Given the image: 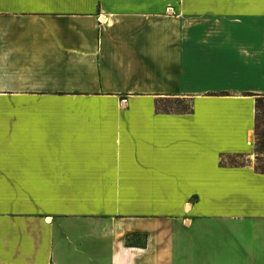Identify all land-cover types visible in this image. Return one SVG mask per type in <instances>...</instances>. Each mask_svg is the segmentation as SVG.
<instances>
[{"label": "crops", "instance_id": "0c3cea01", "mask_svg": "<svg viewBox=\"0 0 264 264\" xmlns=\"http://www.w3.org/2000/svg\"><path fill=\"white\" fill-rule=\"evenodd\" d=\"M260 95L264 0H0V264H264Z\"/></svg>", "mask_w": 264, "mask_h": 264}, {"label": "rangeland", "instance_id": "374dc122", "mask_svg": "<svg viewBox=\"0 0 264 264\" xmlns=\"http://www.w3.org/2000/svg\"><path fill=\"white\" fill-rule=\"evenodd\" d=\"M264 104V102H263ZM158 106L166 109H181L185 107H189L190 103L185 98H171L164 99L158 103ZM263 111V109H261ZM259 132H264V114L262 112L259 113ZM261 144H257L255 146L254 152L247 158V161L251 163L255 169L259 171H264V138L260 137ZM225 161L229 163H243L245 161L244 157H228Z\"/></svg>", "mask_w": 264, "mask_h": 264}, {"label": "trees", "instance_id": "16d2710c", "mask_svg": "<svg viewBox=\"0 0 264 264\" xmlns=\"http://www.w3.org/2000/svg\"><path fill=\"white\" fill-rule=\"evenodd\" d=\"M264 95H260L256 98V103H255V107H256V114H255V136H256V142H255V146L257 147V144H261L260 142V137L264 138V132H259V122H258V118H259V113L262 112L264 114ZM190 106L189 107H185V108H181V109H175V110H190ZM261 109H263V111H261ZM264 172V171H263ZM136 235H129L126 238V243L128 244H133L134 239ZM140 242L138 243L140 246L144 245V236H140Z\"/></svg>", "mask_w": 264, "mask_h": 264}]
</instances>
